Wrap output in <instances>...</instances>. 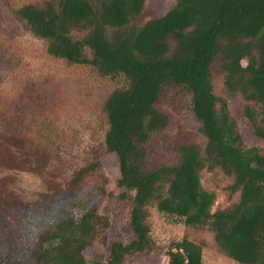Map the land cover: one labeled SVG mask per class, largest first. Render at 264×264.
I'll return each instance as SVG.
<instances>
[{
  "label": "trees",
  "instance_id": "16d2710c",
  "mask_svg": "<svg viewBox=\"0 0 264 264\" xmlns=\"http://www.w3.org/2000/svg\"><path fill=\"white\" fill-rule=\"evenodd\" d=\"M150 1L43 0L14 9L49 58L121 83L102 111L104 147L118 174L119 199L128 204L126 230L106 241L107 217L76 203L53 214L36 236L33 264H125L136 253L148 254V264H204L201 244L188 238L156 245L151 207L186 228L207 229L235 263L264 264V0H171L162 15L148 16ZM173 89L190 96L204 142L181 143L175 163L151 167L146 146L169 125L158 105ZM23 114L0 127V171L20 170L28 156L36 178L48 183L49 148L24 134L34 121ZM101 165L79 169L70 186ZM204 171L229 177L227 190L238 200L212 212L216 194L203 188Z\"/></svg>",
  "mask_w": 264,
  "mask_h": 264
},
{
  "label": "rangeland",
  "instance_id": "374dc122",
  "mask_svg": "<svg viewBox=\"0 0 264 264\" xmlns=\"http://www.w3.org/2000/svg\"><path fill=\"white\" fill-rule=\"evenodd\" d=\"M27 2L43 0H0V127L23 113L31 115L34 123L24 127V134L48 146L49 182L36 178L34 160L28 156L20 170L0 171V179H5L0 187V264H33L30 253L36 236L53 214L73 209L76 203L94 206L107 217L104 236L108 242L121 238L128 223V204L119 199L118 174L104 147L107 123L102 111L106 97L121 83L99 77L90 67L49 58L44 42L14 14L15 8ZM172 6L171 0H151L148 16L162 15ZM220 87L219 80L217 90ZM190 107V96L185 92H166L158 109L168 115L169 125L146 146L149 166L175 163L174 148L181 143L204 142ZM96 162H101V170L84 176L77 187L70 186L75 172ZM200 180L204 189L216 194L212 212L238 200V193L230 197L227 188L232 181L221 172L204 171ZM149 213L157 246L167 247L188 238L201 244L204 264H237L217 250L207 229L186 228L154 207ZM102 240L94 243L99 253L104 250ZM148 261V254L136 253L125 264Z\"/></svg>",
  "mask_w": 264,
  "mask_h": 264
}]
</instances>
